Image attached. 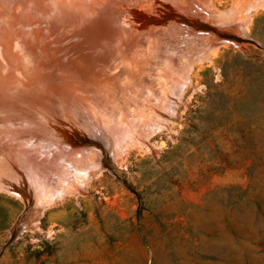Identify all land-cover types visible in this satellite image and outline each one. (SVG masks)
I'll list each match as a JSON object with an SVG mask.
<instances>
[{"label":"rangeland","instance_id":"1","mask_svg":"<svg viewBox=\"0 0 264 264\" xmlns=\"http://www.w3.org/2000/svg\"><path fill=\"white\" fill-rule=\"evenodd\" d=\"M213 1L216 19L201 4L189 11L204 14V33L176 24L160 44L158 82L139 99L145 119L127 114L137 135L123 124L116 138L115 123L94 134L66 125L63 149L92 153L83 162L88 179L57 184L53 176L54 186L36 175L35 184L14 159L0 160V185L32 207L18 222L24 202L0 188V264H264V0ZM152 117L163 122L158 130ZM121 130L133 135L128 142ZM38 183L58 200L40 199ZM60 184L74 195L60 197Z\"/></svg>","mask_w":264,"mask_h":264},{"label":"bare ground","instance_id":"2","mask_svg":"<svg viewBox=\"0 0 264 264\" xmlns=\"http://www.w3.org/2000/svg\"><path fill=\"white\" fill-rule=\"evenodd\" d=\"M166 1L170 4L167 5ZM213 2V0H0V160H4L3 164L11 161L7 158L14 159L13 162L18 163V167L23 169L20 168L21 173L25 170L26 175L22 174L24 179L31 177L29 179L33 181L34 177L37 179L34 180L35 184L43 179L44 185L46 180L55 186V183L50 182L52 179L55 180V176L57 179L54 182L57 184L63 181L64 184L70 183L66 182L69 175L80 180L89 177L91 174L87 172L88 168L86 169L88 162L85 161L86 167L83 162L91 151L86 152L84 149L86 152L84 154L81 148L63 149L67 146L64 139L66 125L73 121L83 133L86 132L84 131L86 128L89 133L94 134L99 132L103 122L107 123L105 126H108V123H115L117 127L111 125L113 126L111 129L115 128L112 129L113 137L117 128H123V125L129 126V130L126 127L128 133L138 131L135 124L133 125L136 129L132 131L133 127L126 123L127 114L135 112L133 121L136 120L137 124L140 118L145 119L142 113L145 102L139 99L143 97L144 91L147 95V99L144 97L145 100L152 96L148 92L154 90L149 85L160 76L159 53L162 52L160 48L164 49L162 46L165 44L162 42L166 35L169 36L168 31L172 32L173 26L177 24L179 30H184L185 34H191L194 28H199L198 31L204 33L207 29L203 24L204 14L195 11L191 16L189 11H192L195 4H201L208 12V17L216 19ZM162 5L166 7L163 8ZM259 8L264 9V5ZM169 18L174 20L169 21ZM164 24L166 27L161 28ZM173 35L170 34L172 37ZM165 43L168 45L167 41ZM166 50L168 49L163 51L164 55L167 53ZM168 103L172 102L167 101V107ZM161 104L158 103L159 106H156L161 107ZM156 119L158 120H150L153 122L161 120L160 117ZM149 122L150 126L147 125ZM146 123L147 121L142 125L151 128L152 122ZM142 125L139 126L140 129ZM156 128L150 133H155ZM104 129L106 134L110 130H107V127ZM144 130L145 134L148 131L143 129L141 136H144L142 134ZM120 132L119 137L123 136L120 141H127L133 136L132 134L128 136L123 130L122 133H126L124 138V134ZM150 135L144 137L148 140ZM133 140L131 139L132 142ZM125 142L124 145L120 142L123 147L128 141ZM121 144L117 147L119 148ZM35 148L38 155L40 152L45 153L41 154L43 160L39 159L37 153L30 152ZM116 149L112 150L115 152ZM76 153H79V157ZM90 155L92 156V153ZM6 167L8 166L3 168L4 171ZM97 168L98 165L94 170ZM91 169L93 168L89 166L88 171L91 172ZM7 172L3 173L6 175L9 173ZM34 175L44 177L39 180ZM11 178L15 184L12 180L15 178ZM41 183H38V186L43 187ZM62 184L60 185L63 186ZM1 185L0 188L4 189ZM82 185H85L84 182ZM64 186L61 188L57 186L64 189L62 192L59 189L54 191H60V197L67 193L74 195L76 189L69 192L70 186L69 189L67 185L66 190ZM45 187L44 192L37 196L46 199L45 203L47 199L58 200L52 195L54 192L51 188L47 190ZM35 190L33 192L36 193ZM43 190L41 188L40 191ZM39 198L35 199L38 205ZM38 207L42 208L41 205ZM45 207L48 208L49 205L43 209H46Z\"/></svg>","mask_w":264,"mask_h":264},{"label":"water","instance_id":"3","mask_svg":"<svg viewBox=\"0 0 264 264\" xmlns=\"http://www.w3.org/2000/svg\"><path fill=\"white\" fill-rule=\"evenodd\" d=\"M4 191L6 193H10L14 196H18L20 199H22V201L24 202L25 204V210L22 212V214L20 215L19 219H18V222H21V221H24L26 219H28L29 215H30V212L32 210V207H31V204H30V201L27 200L25 197H23L22 195L18 194V193H15L11 188H6L4 189Z\"/></svg>","mask_w":264,"mask_h":264}]
</instances>
